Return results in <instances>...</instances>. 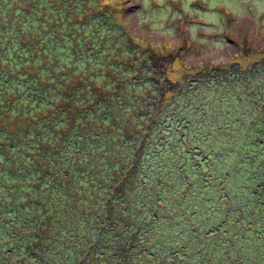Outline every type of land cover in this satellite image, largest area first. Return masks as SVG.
Listing matches in <instances>:
<instances>
[{
  "label": "trees",
  "instance_id": "16d2710c",
  "mask_svg": "<svg viewBox=\"0 0 264 264\" xmlns=\"http://www.w3.org/2000/svg\"><path fill=\"white\" fill-rule=\"evenodd\" d=\"M126 9L0 0V264H264V55L172 80Z\"/></svg>",
  "mask_w": 264,
  "mask_h": 264
},
{
  "label": "rangeland",
  "instance_id": "374dc122",
  "mask_svg": "<svg viewBox=\"0 0 264 264\" xmlns=\"http://www.w3.org/2000/svg\"><path fill=\"white\" fill-rule=\"evenodd\" d=\"M124 1L133 33L164 55L160 66L172 80L264 55V0ZM247 47L260 52L245 55Z\"/></svg>",
  "mask_w": 264,
  "mask_h": 264
}]
</instances>
